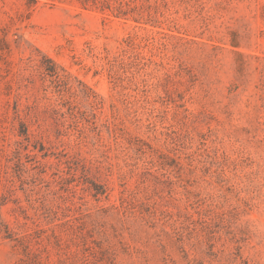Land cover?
<instances>
[{
	"label": "rangeland",
	"instance_id": "obj_1",
	"mask_svg": "<svg viewBox=\"0 0 264 264\" xmlns=\"http://www.w3.org/2000/svg\"><path fill=\"white\" fill-rule=\"evenodd\" d=\"M0 264H264V0H0Z\"/></svg>",
	"mask_w": 264,
	"mask_h": 264
}]
</instances>
